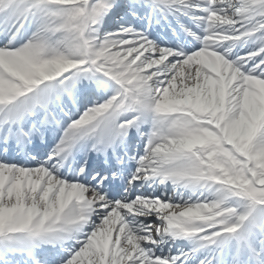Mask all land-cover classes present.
Returning a JSON list of instances; mask_svg holds the SVG:
<instances>
[{
  "label": "snow or ice",
  "instance_id": "1",
  "mask_svg": "<svg viewBox=\"0 0 264 264\" xmlns=\"http://www.w3.org/2000/svg\"><path fill=\"white\" fill-rule=\"evenodd\" d=\"M0 264H264V0H0Z\"/></svg>",
  "mask_w": 264,
  "mask_h": 264
}]
</instances>
